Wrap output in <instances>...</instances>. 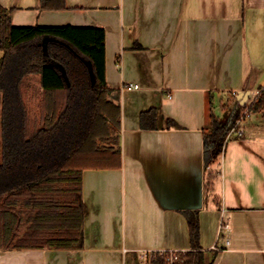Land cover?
<instances>
[{"label":"crops","instance_id":"obj_1","mask_svg":"<svg viewBox=\"0 0 264 264\" xmlns=\"http://www.w3.org/2000/svg\"><path fill=\"white\" fill-rule=\"evenodd\" d=\"M0 5L16 26L103 28L105 79L121 108V164L82 173V246L0 249V264H151L153 252L192 249L184 211H197L198 245L216 251L213 264H264V116L244 107L264 86V0ZM150 109L155 128H143ZM211 114L234 131L205 166Z\"/></svg>","mask_w":264,"mask_h":264},{"label":"trees","instance_id":"obj_2","mask_svg":"<svg viewBox=\"0 0 264 264\" xmlns=\"http://www.w3.org/2000/svg\"><path fill=\"white\" fill-rule=\"evenodd\" d=\"M39 1L40 9L65 8V0ZM10 13L0 5V249L81 247L82 173L121 164V108L105 79V31L16 26ZM36 76L38 87L31 82ZM33 96L37 114L28 104ZM244 107L264 116V86ZM241 111L238 106L235 116ZM155 113H141L143 128H155ZM149 116L151 123L145 121ZM228 132L211 114L205 166L217 161ZM184 214L192 249L179 264H213L216 251L198 245L197 211Z\"/></svg>","mask_w":264,"mask_h":264},{"label":"built area","instance_id":"obj_3","mask_svg":"<svg viewBox=\"0 0 264 264\" xmlns=\"http://www.w3.org/2000/svg\"><path fill=\"white\" fill-rule=\"evenodd\" d=\"M137 85L136 84H132V83H127L126 85H124V88H136ZM232 96L236 95V92H232L231 93ZM243 113H246V111H244ZM234 131V128H232L229 131V134L232 133ZM237 134V136H241L242 135V131L241 130H236L235 132ZM220 228L225 231V234L223 235L224 238V243L228 242V239L226 237V234L229 230V223L226 219H224L223 215L220 218ZM183 253L182 251L179 250H160V251H156L151 253L152 259L155 257H160L162 259V261L160 262H156V261H151V264H179L182 260H183Z\"/></svg>","mask_w":264,"mask_h":264},{"label":"rangeland","instance_id":"obj_4","mask_svg":"<svg viewBox=\"0 0 264 264\" xmlns=\"http://www.w3.org/2000/svg\"><path fill=\"white\" fill-rule=\"evenodd\" d=\"M31 82L35 87H38L39 83H38V77L37 76L34 77ZM28 92L30 93L31 91H28ZM37 101H38V96H33V97L28 98V104H29L33 114L38 113ZM0 105H1V92H0ZM0 147H1V143H0ZM213 164H215V163H213ZM215 166H217V165H215ZM212 172L214 173L215 170H212Z\"/></svg>","mask_w":264,"mask_h":264},{"label":"water","instance_id":"obj_5","mask_svg":"<svg viewBox=\"0 0 264 264\" xmlns=\"http://www.w3.org/2000/svg\"><path fill=\"white\" fill-rule=\"evenodd\" d=\"M242 96H244V94H242Z\"/></svg>","mask_w":264,"mask_h":264}]
</instances>
